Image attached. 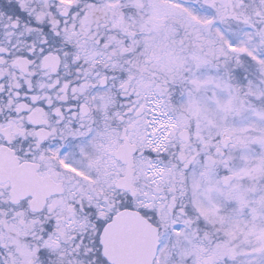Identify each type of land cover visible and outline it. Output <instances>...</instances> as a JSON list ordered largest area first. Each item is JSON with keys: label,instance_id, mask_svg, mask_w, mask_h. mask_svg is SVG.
<instances>
[{"label": "snow or ice", "instance_id": "1", "mask_svg": "<svg viewBox=\"0 0 264 264\" xmlns=\"http://www.w3.org/2000/svg\"><path fill=\"white\" fill-rule=\"evenodd\" d=\"M0 264H264V0H0Z\"/></svg>", "mask_w": 264, "mask_h": 264}]
</instances>
